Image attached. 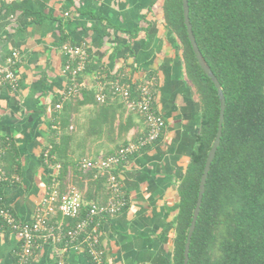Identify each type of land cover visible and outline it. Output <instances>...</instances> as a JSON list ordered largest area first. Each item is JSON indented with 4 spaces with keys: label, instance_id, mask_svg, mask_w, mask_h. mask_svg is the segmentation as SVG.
<instances>
[{
    "label": "crops",
    "instance_id": "0c3cea01",
    "mask_svg": "<svg viewBox=\"0 0 264 264\" xmlns=\"http://www.w3.org/2000/svg\"><path fill=\"white\" fill-rule=\"evenodd\" d=\"M162 6L163 0H0V64L12 49L21 53L18 87L0 90V147L8 141L11 145L0 159L8 176L3 197L18 220L35 218L48 182L56 174L44 162L43 153L53 134L60 133L63 108L55 103L69 83L62 72V34L68 42L89 45L84 77L88 87L94 86L97 75L122 72L138 82L149 78L155 82V108L166 127L159 142L121 171L129 203L101 220L103 264H173L178 183L196 145L201 105L186 76L179 41L166 28ZM108 103L120 105L116 99ZM101 104L88 103V126ZM111 111L110 117L116 116L113 132L103 124L95 125L88 132V150L117 147L124 139L119 138L120 125L129 116V139L145 130L140 114ZM77 114L73 112L72 119ZM57 218L63 221L57 214L52 224L59 225ZM19 246L14 231H1L0 264H15ZM60 259L64 264H95L85 247L63 249L61 242L41 233L29 264H59Z\"/></svg>",
    "mask_w": 264,
    "mask_h": 264
},
{
    "label": "trees",
    "instance_id": "16d2710c",
    "mask_svg": "<svg viewBox=\"0 0 264 264\" xmlns=\"http://www.w3.org/2000/svg\"><path fill=\"white\" fill-rule=\"evenodd\" d=\"M189 6L197 43L221 83L227 104L221 143L211 165L191 241L189 264H264V0H189ZM162 10L166 28L179 41L186 76L201 105L200 130L184 176L178 183L179 201L172 221V261L184 264L185 243L201 176L218 131L220 97L212 79L200 66L188 38L183 1L163 0ZM60 43L63 47L72 42L62 34ZM87 71L88 63L79 81L85 79ZM106 78H118L135 86L146 81L138 82L125 72ZM95 82L93 87H88L87 83L77 94L55 103L56 107L61 103L60 108H63L60 133L53 134L49 145L53 162L61 166L54 175L57 188L61 194L79 191L85 202L78 218L58 213L63 221L57 218L55 223L61 224L64 232L80 221L91 203H105L111 195L106 176L96 177V169H84L82 161L107 158L145 131L129 139L126 136L131 128L129 116L126 124L120 125L119 138L124 139L117 147L108 151L88 150V132L95 125L103 124L110 134L113 132L116 116L110 117L111 110L135 113L121 96L114 98L120 104L118 107L109 104L112 98L108 97L99 105L97 117L90 120L88 126V103H101L96 98ZM82 106L87 108L81 111ZM73 112L78 114L72 119ZM73 125L76 127L71 130ZM109 140L114 142L111 135ZM6 144L11 146L10 141ZM3 171L6 180L0 182L2 203L3 188L8 184V176ZM54 176L48 186L53 185ZM54 219L51 218V222ZM8 229L6 226L4 230Z\"/></svg>",
    "mask_w": 264,
    "mask_h": 264
},
{
    "label": "built area",
    "instance_id": "2783aa9c",
    "mask_svg": "<svg viewBox=\"0 0 264 264\" xmlns=\"http://www.w3.org/2000/svg\"><path fill=\"white\" fill-rule=\"evenodd\" d=\"M62 50L67 57L62 72L69 79L67 89L62 96L63 99H66L77 94L82 87L87 86L84 79L79 81V76L86 70L90 52L86 41L65 44ZM20 62V51L12 49L4 62L0 64V90L4 87L11 89L18 87ZM95 81L97 100L103 103L108 97L114 99L121 96L131 111L142 116L146 125L144 134L128 145L122 146L107 158L84 159L82 161L81 165L84 169H96V177L106 176L111 195L105 203H91L80 221L67 232H64L61 224H52L51 218L58 213L64 217L78 218L82 214L85 202L79 191L72 190L61 194L57 188L58 183L55 176L53 185L47 186L46 195L37 208L35 218L32 221L18 220L14 212L2 203L3 199L0 195V232L4 231L6 226L9 227L16 233L20 243L19 249L16 251L15 264H29L35 253L37 239L43 232H46L54 242H61L63 249L85 247L95 264H103L106 253L102 246L100 219L118 214L129 203V197L122 183L121 171L131 163L133 156L152 146L163 135L166 121L155 108L156 91L153 78L147 79L138 86L122 82L118 78L108 79L102 75H97ZM60 107L61 103L57 104V108ZM8 145L0 147V159L6 153ZM50 150L51 146H48L43 153V159L46 164L56 169L57 174L61 166L53 162L54 157L51 156ZM4 180H6V176L0 167V182ZM59 264H64L62 259H60Z\"/></svg>",
    "mask_w": 264,
    "mask_h": 264
},
{
    "label": "water",
    "instance_id": "95a60500",
    "mask_svg": "<svg viewBox=\"0 0 264 264\" xmlns=\"http://www.w3.org/2000/svg\"><path fill=\"white\" fill-rule=\"evenodd\" d=\"M182 1H183V11H184V17H185V24L187 27L188 38L191 42L192 48L195 52L196 58L200 64V66L202 67L204 72L208 76H210V78L212 79L213 83L215 84V86L218 90V94L220 97V115H219L218 131H217V135H216V138L214 140V143H213V145H212V147L208 153V157H207V160L205 163L204 171H203V174L201 176L198 199H197L196 207L194 209L191 225L189 227L187 240L185 243L184 264H189L191 241H192V237H193V234H194V231L196 228V224H197V221L199 218V214L201 211V207H202V203H203V197H204V193L206 190V183H207V179H208L209 172L211 169V165H212V163L216 157L217 150H218L220 143H221V139H222V135H223V123H224V119H225V112H226L227 104H226V97L224 95L221 83L218 80L217 76L212 71L211 67L206 62V60H205V58H204V56H203V54L199 48V45L197 43L196 36L194 34V31H193V25H192L191 19H190L189 0H182Z\"/></svg>",
    "mask_w": 264,
    "mask_h": 264
},
{
    "label": "rangeland",
    "instance_id": "374dc122",
    "mask_svg": "<svg viewBox=\"0 0 264 264\" xmlns=\"http://www.w3.org/2000/svg\"><path fill=\"white\" fill-rule=\"evenodd\" d=\"M75 127H76V126H74V125H73V128H72L71 130H74V129H75ZM119 143H120V142H119ZM116 144H118V143H116Z\"/></svg>",
    "mask_w": 264,
    "mask_h": 264
}]
</instances>
